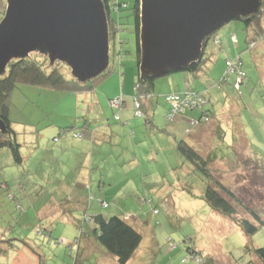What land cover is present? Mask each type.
I'll list each match as a JSON object with an SVG mask.
<instances>
[{
	"label": "rangeland",
	"instance_id": "obj_1",
	"mask_svg": "<svg viewBox=\"0 0 264 264\" xmlns=\"http://www.w3.org/2000/svg\"><path fill=\"white\" fill-rule=\"evenodd\" d=\"M122 1L130 8L113 13L122 28L121 56L111 47L109 66L93 79L95 89L78 93L18 84L12 93L10 118L24 162H15L9 147L0 148V264H75L77 255L78 264H119L92 236L85 218L93 213L129 218L141 232L130 264H262L248 246L264 245V224L254 220L259 229L247 235L234 219L253 220L250 208L264 220V41L239 19L223 25L214 33L222 45L208 42L198 80L187 79L179 91L207 86L210 122L195 127L183 116L167 119V90L178 77L191 76L180 71L155 80V117L147 123L134 117L136 0ZM237 59L247 77L236 88L237 75L227 70ZM121 94L126 105L115 120L111 100ZM200 113L189 109L183 115ZM73 123L75 129L55 141L56 125ZM180 140L194 145L212 175L243 199L237 216L209 206L203 196L211 180L178 151ZM73 196L80 203L72 204Z\"/></svg>",
	"mask_w": 264,
	"mask_h": 264
},
{
	"label": "water",
	"instance_id": "obj_2",
	"mask_svg": "<svg viewBox=\"0 0 264 264\" xmlns=\"http://www.w3.org/2000/svg\"><path fill=\"white\" fill-rule=\"evenodd\" d=\"M262 0H141L143 76L159 78L201 59L209 38L233 19L256 13ZM0 21V75L41 46L52 61L88 79L110 62L109 19L103 0H6ZM0 126L5 128L0 116Z\"/></svg>",
	"mask_w": 264,
	"mask_h": 264
},
{
	"label": "trees",
	"instance_id": "obj_3",
	"mask_svg": "<svg viewBox=\"0 0 264 264\" xmlns=\"http://www.w3.org/2000/svg\"><path fill=\"white\" fill-rule=\"evenodd\" d=\"M6 1V0H5ZM108 15V19L113 18L115 26H118L119 30H115V26L112 28V39L114 41V47L118 43L117 37H119L122 32L121 23L119 18L113 16V13H119L122 10L130 8V5L126 1L122 0H103ZM141 0H136V3L133 7L135 15V30L138 39V80L135 83V95H134V117H145L147 123H152V118L155 117L149 115V105L154 99V92L156 91L155 80L157 78L153 76H143L140 71V62H141V43H140V29H141ZM7 3V2H6ZM3 18V17H2ZM245 23L246 28L255 27V31L260 39L257 41H264V0L261 1V5L256 13L249 16H243L239 19ZM110 30V27H109ZM118 31V33H117ZM110 32V31H109ZM117 34V35H115ZM217 36V35H216ZM214 34L210 36L209 41L213 40L216 47L222 45V39L216 37ZM214 37V39H212ZM116 39V40H115ZM218 39V40H217ZM117 44H123L124 40ZM251 40V39H250ZM250 40H247L249 46L252 44ZM254 40V39H253ZM234 41V40H233ZM36 51L41 53L39 56L32 55V52L24 58L13 59L6 70L0 75V116L4 122L5 128L0 126V148L9 147L12 151L15 162L22 164L24 162V157L21 153V145L17 141L16 132L14 130V121L10 118V104L11 97L14 89L18 84H31L35 86L45 87L48 89H58L64 92H83L95 89V81L93 79L98 78L103 75L105 71L95 77L88 79H80L73 75L71 68L60 60L52 61L49 53L45 47L41 46ZM206 51L207 47L204 49L203 55L200 60L192 63L185 70L191 74H194L198 78L199 72L203 69L206 64ZM48 54V55H47ZM114 56H121V48L113 53ZM113 58L115 59V57ZM233 64H236L238 71H230L229 64L227 72L235 73L237 75L236 88L239 84L242 83L247 75L242 69L241 60L237 59L236 61H229ZM62 64H65L70 71V75L67 74L66 70L63 69ZM110 64V63H109ZM241 71L244 75L241 76L239 73ZM169 72L170 73H175ZM180 72V71H177ZM166 74L165 76H167ZM163 77V76H162ZM228 76H224L221 83L226 82ZM97 80V79H96ZM209 92L206 91H188L187 93L180 92H170L165 94V101L169 105V109L166 112V117L169 121H175L176 118L180 115H183L189 109H200L199 118H191L189 124L191 126L197 127L198 125L210 122L211 110L208 108V103L210 102ZM122 96V104L120 107H114L115 109V120L121 119V112L126 102L124 100V94H121L116 97ZM171 96H178L181 100L186 98H194L196 101L200 98V101H197V105L194 108L185 107L183 111L176 112L172 116V104L169 98ZM115 97V98H116ZM113 100V99H112ZM111 100V101H112ZM139 102V106L137 103ZM121 111V112H120ZM137 111H140L142 114H137ZM74 123L70 126H59L58 135L55 136V141H58L63 133L69 131L70 129H75ZM84 128V125H83ZM90 127L85 126V131ZM191 132L190 130L188 131ZM75 136L82 138V133L75 132ZM178 151L185 157L196 169H201L203 172L210 178L211 184H209L204 192V199L208 202L209 206L214 210H217L225 215L230 217L237 216L238 210L236 205L244 206V201L240 198L233 190L221 183L207 168V161L201 156V154L194 148V145L190 144L186 140L178 141ZM101 203L105 208L109 205L105 200H102ZM57 205H59L57 203ZM250 211L253 220L249 218L240 217L239 219H234L237 224L242 228V230L247 235L255 234L259 227L254 223V220L259 224H264V220L260 217V214L256 213L254 210L248 208ZM234 218V217H233ZM90 223L91 234L97 240V242L103 246L108 254L117 258L119 264H127L135 255L136 251L139 249L143 236L141 232L135 227V225L130 222L129 218H125L121 215L105 216L103 213H93L92 215H87L85 218ZM90 234V235H91ZM74 247V245H73ZM250 252H254L262 264H264V245L257 247L255 249L248 246ZM79 252V251H78ZM192 257L196 258L197 253H193ZM79 255H77V260L75 264L81 263L79 260ZM198 258V257H197ZM201 260V259H200ZM201 262V261H200Z\"/></svg>",
	"mask_w": 264,
	"mask_h": 264
},
{
	"label": "built area",
	"instance_id": "obj_4",
	"mask_svg": "<svg viewBox=\"0 0 264 264\" xmlns=\"http://www.w3.org/2000/svg\"><path fill=\"white\" fill-rule=\"evenodd\" d=\"M117 29L119 30L118 26H115V30H117ZM117 33H118V31H117ZM115 35H117V34H115ZM116 37H117V41H118L117 44L121 43L122 40L120 38V35H119V37L118 36H116ZM235 40L237 41V39H235ZM117 44H116V46H117ZM116 46L114 47V41H113L112 45H111V42H110V47H113V53L116 51ZM229 70L230 71H238V67H237L236 64H233V63L230 62L229 63ZM239 73L241 74V76L244 75L241 71H239ZM169 99L171 101L172 108H173L172 113L170 114V116H172L176 112L183 111L185 109V107H187V106L190 107V108L196 107L197 101L201 100L199 98L196 101L194 98L190 99L189 97L184 99V100H181L178 96H171V98H169ZM122 102H123L122 101V96H120V97H116L115 99H113L111 101V104H112L113 107H120ZM137 106H139V102L137 103ZM137 114H142V113L140 111H137Z\"/></svg>",
	"mask_w": 264,
	"mask_h": 264
},
{
	"label": "crops",
	"instance_id": "obj_5",
	"mask_svg": "<svg viewBox=\"0 0 264 264\" xmlns=\"http://www.w3.org/2000/svg\"><path fill=\"white\" fill-rule=\"evenodd\" d=\"M0 4H1V6H0V16H4V14H5V11H6V7H7V3H6V1L5 0H0ZM2 17H0V18H2ZM2 20V19H1ZM0 20V21H1ZM248 40H250V39H248ZM247 42V41H246ZM191 76H188V77H184V79L182 80H180L179 81V77H178V83H177V85H176V87H175V85L173 86V87H170L168 90H167V92L166 93H170V92H179V91H181L180 89H182L181 87H182V83H187V79H192V80H198V78H197V76H195L194 74H191V73H189ZM168 82V84L170 85L171 83H174L175 82V79H174V76L171 78V80H170V82L169 81H167ZM187 87H189V86H187ZM189 88H191V87H189ZM191 89H194V88H191ZM206 89H208V87L206 86V88H205V91H206ZM195 90V89H194ZM156 111V107L154 106V100H152V102H151V104L149 105V115L150 116H153V112H155ZM155 115V114H154ZM181 117L183 116V118H184V120H186L187 121V123L190 121V119H191V117H187V116H185V115H180ZM186 123V122H185ZM195 141V138L193 139V142ZM150 155V153H148V154H145V155H143V157H147V156H149ZM86 163V162H85ZM83 182V181H82ZM71 200H70V202L73 204H78V203H80V200H79V198L77 197V196H73V197H71L70 198ZM73 199H77L76 201H74ZM76 208V207H75ZM135 225V224H134ZM95 239V238H94ZM96 240V239H95ZM88 241H90V240H88ZM97 241V240H96ZM87 243V242H86ZM88 244H91V243H89L88 242ZM140 248V247H139ZM136 254H137V251H136V253H135V255L133 256V258L127 263V264H130L131 262H132V260L135 258V256H136Z\"/></svg>",
	"mask_w": 264,
	"mask_h": 264
},
{
	"label": "flooded vegetation",
	"instance_id": "obj_6",
	"mask_svg": "<svg viewBox=\"0 0 264 264\" xmlns=\"http://www.w3.org/2000/svg\"><path fill=\"white\" fill-rule=\"evenodd\" d=\"M114 24V20H113V18H110V20H109V27H110V32H109V34H110V41H111V45H112V43H113V39H112V28L115 26V25H113Z\"/></svg>",
	"mask_w": 264,
	"mask_h": 264
},
{
	"label": "clouds",
	"instance_id": "obj_7",
	"mask_svg": "<svg viewBox=\"0 0 264 264\" xmlns=\"http://www.w3.org/2000/svg\"><path fill=\"white\" fill-rule=\"evenodd\" d=\"M111 42V41H110ZM110 53H111V47H110ZM110 61H111V54H110ZM110 63V62H109Z\"/></svg>",
	"mask_w": 264,
	"mask_h": 264
}]
</instances>
